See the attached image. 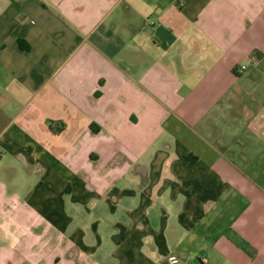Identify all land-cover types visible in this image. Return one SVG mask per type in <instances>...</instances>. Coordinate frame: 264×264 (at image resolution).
<instances>
[{
    "label": "crops",
    "instance_id": "crops-1",
    "mask_svg": "<svg viewBox=\"0 0 264 264\" xmlns=\"http://www.w3.org/2000/svg\"><path fill=\"white\" fill-rule=\"evenodd\" d=\"M172 253L264 264V0H0V264Z\"/></svg>",
    "mask_w": 264,
    "mask_h": 264
},
{
    "label": "built area",
    "instance_id": "built-area-1",
    "mask_svg": "<svg viewBox=\"0 0 264 264\" xmlns=\"http://www.w3.org/2000/svg\"><path fill=\"white\" fill-rule=\"evenodd\" d=\"M244 68L245 66L241 68V71ZM168 262L169 264H186L176 253H172L168 256Z\"/></svg>",
    "mask_w": 264,
    "mask_h": 264
},
{
    "label": "trees",
    "instance_id": "trees-1",
    "mask_svg": "<svg viewBox=\"0 0 264 264\" xmlns=\"http://www.w3.org/2000/svg\"><path fill=\"white\" fill-rule=\"evenodd\" d=\"M19 45L22 47V48H24V46H23V41L20 39L19 40Z\"/></svg>",
    "mask_w": 264,
    "mask_h": 264
}]
</instances>
